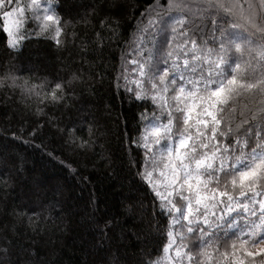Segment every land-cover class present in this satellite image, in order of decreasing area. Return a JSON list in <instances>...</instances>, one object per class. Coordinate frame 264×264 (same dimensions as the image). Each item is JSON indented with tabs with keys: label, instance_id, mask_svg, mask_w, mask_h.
Listing matches in <instances>:
<instances>
[{
	"label": "trees",
	"instance_id": "trees-1",
	"mask_svg": "<svg viewBox=\"0 0 264 264\" xmlns=\"http://www.w3.org/2000/svg\"><path fill=\"white\" fill-rule=\"evenodd\" d=\"M58 2L64 21L59 44L52 32L35 35V25L29 24L22 47L11 49L0 27V262L155 264L176 228L180 245L192 256L188 264H264V245L258 246L264 216L258 208L256 216L239 209L232 213L236 227L227 242L201 243L206 237L198 230L193 236L183 227L186 222L171 223L172 216L138 175L145 150L133 142L146 120L166 121L167 114L150 91L136 99L128 90L140 79L130 61H143L155 48L177 50L172 44L187 39L181 33L191 32L190 21L202 27L205 12L227 15L222 26L250 42L233 58L240 64L238 77L252 83L264 78V58L257 54L264 46L261 0H213L231 14L208 9L207 0ZM181 17L184 23L172 31L169 22ZM210 29L209 24L206 41ZM74 73L79 79H72ZM58 81L66 90L53 102L51 85ZM262 114L264 91L254 88L234 98L223 122L231 120L233 128L242 119L256 124ZM81 140L88 142L85 148L77 147ZM253 225L262 231L251 240L241 235Z\"/></svg>",
	"mask_w": 264,
	"mask_h": 264
},
{
	"label": "snow or ice",
	"instance_id": "snow-or-ice-1",
	"mask_svg": "<svg viewBox=\"0 0 264 264\" xmlns=\"http://www.w3.org/2000/svg\"><path fill=\"white\" fill-rule=\"evenodd\" d=\"M261 4L264 5V0ZM206 7L231 14L230 8L213 0H207ZM204 17L202 27L196 26L195 21L189 22L193 24L191 32L182 31L181 35L187 39L177 50L155 48V54H149L143 61H130L135 65L132 72L138 73L140 79L134 80L136 88L128 90L135 93L136 99L150 91L153 103L167 114L166 121L155 116L146 120L139 139L133 141L145 150V166L138 175L152 188L161 209L172 216L173 225L183 220L187 222L183 226L187 233L194 236L198 230L200 237H206L201 243L211 244L213 240L219 243L221 238L227 242L234 234L230 230L236 227L232 217L236 209L246 216H256L258 208L264 216V199H261L264 197V114L256 124L242 119L233 128L231 120L223 122V113L232 106L234 98L254 88L264 91V78L252 83L243 75L238 77L240 64L233 58L250 42L222 26L227 15L214 18L211 12H205ZM0 21L5 42L11 49L22 47L28 38L24 29L29 24L35 25V35L52 32L59 44L63 9L58 0L26 3L0 0ZM183 23L182 17L173 20V24ZM160 24L163 30L164 22ZM209 24L211 39L206 41ZM205 42L212 47L205 48ZM257 54L264 58V46ZM12 79L14 82L15 78ZM72 79H79L78 74L74 73ZM144 84H149L150 89H143ZM51 88V100H62L57 93L66 90L65 83L55 82ZM68 142L75 143L71 138ZM87 143L81 140L77 147L85 148ZM255 228L253 225L241 235L251 240ZM168 238L166 252L174 244L172 231ZM185 247H176L175 255L178 258L187 255L191 261ZM232 248L235 250V243Z\"/></svg>",
	"mask_w": 264,
	"mask_h": 264
},
{
	"label": "rangeland",
	"instance_id": "rangeland-1",
	"mask_svg": "<svg viewBox=\"0 0 264 264\" xmlns=\"http://www.w3.org/2000/svg\"><path fill=\"white\" fill-rule=\"evenodd\" d=\"M22 3H26L27 0H21ZM173 19V18H172ZM171 19V20H172ZM169 23H171V29L175 28V31L178 29V26L175 24H173V21H170ZM25 30V29H24ZM184 42V40H179L178 42H174L172 44L173 47H175L176 49H178V46L179 45H182ZM168 51V50H166ZM171 63V62H170ZM264 199V198H263ZM176 215V214H175ZM177 219H179V216H177ZM183 221V220H181ZM185 222V221H183ZM187 223V222H186ZM176 226V225H175ZM255 231L256 232H261L262 229L259 225L256 226L255 228ZM172 232L174 234V244L171 248L168 249V251L166 252L165 251V248H164V251H163V254L161 257H159V259H157V261L155 262V264H188V256L187 255H184L180 258L176 257L175 255V249L176 247H180V242H179V237L182 235L180 231H178L176 228L175 230L172 229ZM169 244V240L168 242L166 243L165 247ZM261 245H264V240H261L259 243H258V246H261ZM184 251H185V248H184ZM186 252V251H185Z\"/></svg>",
	"mask_w": 264,
	"mask_h": 264
}]
</instances>
